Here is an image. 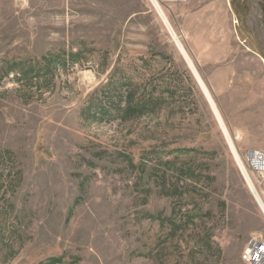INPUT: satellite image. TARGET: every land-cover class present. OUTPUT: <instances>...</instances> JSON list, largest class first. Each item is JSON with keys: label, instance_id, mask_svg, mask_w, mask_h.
Segmentation results:
<instances>
[{"label": "rangeland", "instance_id": "rangeland-1", "mask_svg": "<svg viewBox=\"0 0 264 264\" xmlns=\"http://www.w3.org/2000/svg\"><path fill=\"white\" fill-rule=\"evenodd\" d=\"M0 0V264H246L264 215V0ZM204 9V10H202ZM204 11V12H202Z\"/></svg>", "mask_w": 264, "mask_h": 264}, {"label": "built area", "instance_id": "built-area-1", "mask_svg": "<svg viewBox=\"0 0 264 264\" xmlns=\"http://www.w3.org/2000/svg\"><path fill=\"white\" fill-rule=\"evenodd\" d=\"M166 1L182 2L185 0ZM235 153L234 156L237 165L248 189L252 193L257 204L258 201L255 195L262 200V202H260L264 206V151L259 149H248L244 151V153H238L237 151H235ZM260 209L264 215V210L261 207ZM241 259L246 264H264V240L260 237H251L241 253Z\"/></svg>", "mask_w": 264, "mask_h": 264}, {"label": "bare ground", "instance_id": "bare-ground-1", "mask_svg": "<svg viewBox=\"0 0 264 264\" xmlns=\"http://www.w3.org/2000/svg\"><path fill=\"white\" fill-rule=\"evenodd\" d=\"M152 1H153L154 5H155L156 10L159 12V15L162 17V19H163L164 23L166 24L168 30L170 31V33H171V35H172V37H173V39H174V42H175L176 46H178V48H179V50H180L182 56L185 58V60L187 61L188 65H189L190 68L192 69V71H193V73H194V75H195V77H196V79H197V81H198V83H199V85H200V87H201L203 93L205 94L206 98L208 99V102H209V104H210V106H211V108H212V110H213V112H214V114H215V116H216L217 121H218L219 124L221 125V128H222V130H223V132H224V134H225V136H226V138H227V140H228L230 146L233 148L234 146H233L232 141H231V139H230V137H229V135H228L227 129H226V127H225L224 124H223V120H222V118H221V115L219 114V111H218V109H217V107H216V105H215L213 99H212L211 96L209 95V92H208L206 86L204 85L203 81L201 80V78H200V77L198 76V74L196 73V71H195V69H194V67H193V64H192L190 58L188 57V55H187L185 49L183 48L182 44L180 43V41H179L177 35L175 34V32L173 31V29H172L171 26L169 25V23H168V21H167L165 15L163 14V11H162L161 7H160L159 4L156 2V0H152ZM233 150H234V148H233ZM234 153H235V151H234ZM235 154H236V153H235ZM255 197H256V199H257V201H258V205L264 210V206H263V204L261 203L262 200H261L259 197H257L256 195H255ZM258 198H259V199H258ZM260 201H261V202H260Z\"/></svg>", "mask_w": 264, "mask_h": 264}, {"label": "crops", "instance_id": "crops-1", "mask_svg": "<svg viewBox=\"0 0 264 264\" xmlns=\"http://www.w3.org/2000/svg\"><path fill=\"white\" fill-rule=\"evenodd\" d=\"M202 10H204V9H202ZM202 12H204V11H202Z\"/></svg>", "mask_w": 264, "mask_h": 264}]
</instances>
